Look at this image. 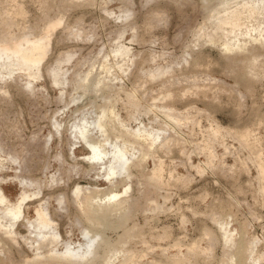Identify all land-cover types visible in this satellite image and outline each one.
I'll return each mask as SVG.
<instances>
[{"label": "rangeland", "instance_id": "374dc122", "mask_svg": "<svg viewBox=\"0 0 264 264\" xmlns=\"http://www.w3.org/2000/svg\"><path fill=\"white\" fill-rule=\"evenodd\" d=\"M62 1L67 3L70 0H0V13L12 6H22L24 19L16 18V23L9 27V31L14 35L29 33L32 30L35 33L47 17H53L57 13L59 4H63ZM103 1L115 12L121 6L127 7L128 19L120 22L106 14L102 10ZM103 1L90 0V4L88 2L79 6H66L63 23L56 28L48 55L42 64L43 76L37 82L41 89L31 94L24 89L18 74L0 80V180H6L5 192L11 199H15L22 190H34V186L29 183L23 184L24 187L20 185L14 177L15 174L19 178L43 181L37 198L27 201L29 215H33L38 199L43 200L50 196L51 216L55 219L62 238L74 242L80 239L79 232L88 225V221L71 203L74 186L78 183L93 188L100 198H103L112 188V184L120 183L122 176L106 181L99 167H90L91 163L83 159L88 153L83 147L76 148L75 157L70 155L71 141L67 131L70 124L65 114L59 118H63L60 120L61 134L54 135L48 146L45 145L47 133L53 131L50 117L55 112L68 107L70 109L71 107H66L65 104L73 98H77L75 107L84 105L88 110H92L93 107L89 108V102H101L103 92L98 90L82 94L81 89L71 90L68 86L67 95L59 101L58 90L50 85L45 68L52 63L58 52L66 50H74L75 53L70 67L77 59L88 60L96 55L99 46L104 45L103 50H107L116 34L124 29L123 40L131 44L135 51L129 69L125 73L119 72L124 76V80L131 83L138 77L137 95L144 103L146 99L172 91L174 96L168 98V102L182 116H189V121H192L187 126L168 127L165 135L160 137L151 149L155 152L157 160L163 163L162 186L156 190H147V193L143 189V176L133 171L131 187L122 198L131 196V202L141 205L139 210H132L136 207L130 208L129 202L125 208L109 216V226L101 233L105 242L116 244L119 235L138 226L140 237L128 238L124 250L116 254L118 258H110L106 264H127L123 262L130 253L135 256L134 264H158L173 258L172 254L178 252H181L179 255L184 258L183 264H237L234 260L230 263L229 255L234 254L241 244L245 246L242 250L244 264H250L253 256L262 255L264 258V202L261 192L257 190L259 182L255 179L256 167L251 160H246L248 150L226 133L227 129L236 131L237 128L248 125L254 133L253 139H257L260 144L261 157H264V74L259 76V80L256 79L254 91L251 92L240 84H234L233 77L224 70L225 59L220 57L218 48L209 44L199 47L201 49H193L191 46L188 48L203 59L202 70L192 67V54L187 56L188 61L181 59L185 50L183 48L189 45L191 30L201 20L202 6L206 3L203 0ZM156 10L162 11L159 21L151 15ZM77 20L84 28L81 37L66 36L63 27L73 26ZM150 21L156 23L150 27ZM0 27H4L2 23ZM132 35L133 39L129 41ZM152 51H156V54L168 52L167 61L171 64L168 72L157 80L143 77L141 70V67L146 66V56ZM122 68L126 69L127 66ZM99 70L96 65L94 71ZM215 83L226 86V91L217 93L215 98L193 93L196 86L212 88ZM185 88H192V93L181 95L180 91ZM119 96L123 101L115 103V111L119 112L130 126L139 121L152 125V111L140 112L137 115L139 120L135 121L128 114L130 108L125 105L124 94L120 93ZM162 100L160 102H163ZM155 102L159 103L158 100ZM255 109L258 112H255ZM157 115L162 119V114ZM158 123L156 118L153 124L159 126ZM215 125L224 129L213 144V150L216 152L214 164L218 161L219 166L209 168L204 164V152L195 147L197 142L204 140L209 127ZM161 141L165 142L163 149L159 148ZM13 155L23 157L20 168L19 164L11 159ZM155 162L146 158L143 168L149 171ZM197 165L203 168V173L197 172L194 167ZM170 172L172 178L169 177ZM52 175L55 176V181L46 184L45 181ZM59 193L63 196L60 203L53 197ZM147 198H156L159 208L153 209V202L144 201ZM99 203L104 205L96 200H93L92 204L96 206ZM123 213L127 214V220L124 227H120L117 223ZM213 217L226 219L229 222L228 228L235 229V240L231 245H223L219 238L220 230ZM97 229L99 227L92 228L93 231H98ZM21 231L24 233V229ZM205 231L212 232L216 236L215 239L205 238ZM195 241L200 248L210 245L209 253H188L186 246ZM20 247L22 251H26L21 245ZM11 250L10 258L19 259L20 255L16 249ZM128 250L132 252L129 253ZM100 251L101 246L98 255ZM98 262L99 258H96L94 263ZM101 262L103 263L102 259ZM257 264H264V261Z\"/></svg>", "mask_w": 264, "mask_h": 264}, {"label": "bare ground", "instance_id": "6f19581e", "mask_svg": "<svg viewBox=\"0 0 264 264\" xmlns=\"http://www.w3.org/2000/svg\"><path fill=\"white\" fill-rule=\"evenodd\" d=\"M49 1L53 2L54 0ZM203 1L206 3L202 6L201 20L197 24L195 23L196 25L191 30L189 45L187 44L183 48L185 50L182 52L181 59L188 61L187 56L192 54V67L195 66L196 69L202 70L201 63L203 59L188 48L190 46L193 49L195 47L199 48L206 44L218 48L220 57L225 59L223 60L225 63L224 70L233 77L234 84H240L244 89L253 92L256 79L259 80V76L264 74V0ZM88 2L90 4V0H70L67 3L62 1L63 4H59L57 13L53 17H47L38 32L34 33V30H32L33 33L31 31L20 35L11 34L9 27L16 23L14 21L16 18L24 19L25 14L21 8L22 6H12L10 9H5L2 14L0 13V20L4 18L0 22L4 26L0 27V80L18 74L19 79L23 82L24 89L31 94L41 89L38 87L37 82L43 76L42 64L48 55L56 28L63 23L66 6H79L84 5L83 3L88 4ZM102 5V10L113 16L116 21H126L129 17L127 7L121 6L117 12L114 10L113 12L112 8L109 9L104 1ZM161 13V10H156L151 15L153 19L159 21ZM154 23L156 21H150L148 25L152 27ZM63 28L66 36L73 38H80L84 32V28L78 20L75 25ZM124 34L125 31L122 29L116 34L107 50H103L104 45L99 46L96 55L90 59L87 58L88 60L77 59L70 67L75 53L74 50H66L58 52L52 63L45 68L50 85L58 90L57 100L59 101L67 95L68 86L71 90L81 89L82 94L89 91H103L101 102L95 100L89 102V105H91L89 108L93 107L92 110H88L84 105L75 107L74 104L77 98H73L65 104L66 107L70 106V109L65 107L66 109L55 112L50 117V126L53 131L47 133L44 139L45 145L48 146L49 140H52L54 135L61 134L62 122L60 123V120L62 121L63 118H59L64 114L67 115L70 124L67 130L71 141L70 155L75 157L76 148H85L88 153L84 155L83 159L91 163L90 167H99V170L103 171V177L106 181H112L119 175L122 176L120 183L112 184V188L103 198H100L98 192L93 188L78 183L74 186L71 192V203L88 221V225L79 232L80 239L74 242L62 238L54 221L55 219L51 216L50 196L45 197L43 200L38 199L33 215H29V203L27 201L37 198L43 181L24 177L19 178L15 174L14 177L18 179L20 185L23 186V184L29 183V185L34 186V190H29V192L22 190L18 197L11 199L4 190L6 180L1 179L0 264H87L88 262L95 264L96 258H99L97 264H106L110 258H118L116 254L124 250V244L127 243L128 238L140 237L138 226L119 235L116 244L105 242L101 232L109 226V216L125 208L129 202L130 208L136 207L132 210H139L141 205L137 202H131V196L122 198L131 187V179L134 177L133 171L143 176V189L146 192L147 190H156L162 186L163 163L157 160L155 152H152L151 149L157 140L165 135L168 127H172V125L187 126L192 119L189 121V116H182L168 102V98L174 96L172 91H166L163 95L161 93L146 99L144 103L137 95L139 86H136V83L138 77L131 83L124 80L121 73H125L129 69L135 56L131 44L123 40ZM132 39L133 35L128 40L131 41ZM168 56L169 53L166 51L157 54L156 51L149 53L146 56V66L141 67L143 77L157 80L168 72L171 67V64L167 61ZM96 65L100 69L98 72L94 71ZM124 65L127 66L126 69L122 68ZM120 81H123V83H120ZM100 84L102 85L100 86ZM2 89L5 90L4 87ZM191 89L185 88L180 93L181 95L192 93ZM193 89L195 94H202L206 98H215L217 93L226 91V86L224 87L222 83H215L212 88L196 86ZM120 93L125 96V105L130 108L128 114L131 118L137 121L139 120L137 115L140 112L148 113L152 111L154 113L153 121L156 122L157 118L159 126H154V122H152V125H145L142 121L130 126L122 115L115 111V103L123 101L119 96ZM156 100L159 103L155 102ZM161 100L163 102H160ZM255 112L254 114H257ZM159 113L162 114V119L158 118L157 114ZM220 127L217 125L210 126L204 140L195 143V149L204 152V164L209 168L219 166L218 161L214 164L216 152L213 150V144L218 136L222 135L224 129ZM237 129L236 131L227 129L226 133L237 140L240 146L248 150L249 154L246 160H251L256 167L257 176L255 179L257 178L259 182L257 190L261 192L264 202V157H261L260 144L257 139L254 140V133L248 125ZM159 148H165L164 141H161ZM146 158L156 161L149 171L143 168V161ZM11 159L14 163H18V168H20L23 157L13 155ZM194 167L197 172L203 171L200 165ZM169 177L172 178V172H170ZM54 181L55 176L52 175L45 183L50 184ZM53 197L58 203L63 200L60 193ZM93 200L101 201L104 205L99 203L95 206L92 204ZM144 201L153 202V209L159 208L156 198H147ZM141 209L143 210V207ZM212 219L220 230L219 238L223 245H231L235 240V229L228 228L229 222L226 219L220 217H213ZM126 220L127 214L123 213L117 225L124 227ZM93 227H99L98 231H93ZM21 229H24V233ZM203 235L208 240H214L216 237L210 231H205ZM20 245L26 249L25 252L22 251ZM115 245L120 246L116 247ZM100 246L101 251L98 255ZM186 247L187 252L194 255L203 252L209 253L210 250V245L200 248L196 241L189 243ZM11 248L16 249L20 255H18L19 259L17 257L10 258ZM243 248L245 246L241 244L234 254L229 255L230 263L234 260L237 264H244ZM111 252L113 255L110 256ZM128 252L132 251L128 250ZM180 253L172 254L173 258L167 259L164 263L158 262V264H183L184 258L179 255ZM133 257H135L134 254L130 253L123 263L134 264ZM251 260L250 264H257L259 261H264V258L259 255L251 257Z\"/></svg>", "mask_w": 264, "mask_h": 264}]
</instances>
